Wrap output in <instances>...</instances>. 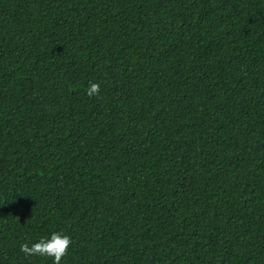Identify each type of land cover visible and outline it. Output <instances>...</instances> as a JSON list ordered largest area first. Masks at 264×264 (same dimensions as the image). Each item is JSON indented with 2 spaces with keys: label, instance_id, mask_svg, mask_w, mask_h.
<instances>
[{
  "label": "trees",
  "instance_id": "1",
  "mask_svg": "<svg viewBox=\"0 0 264 264\" xmlns=\"http://www.w3.org/2000/svg\"><path fill=\"white\" fill-rule=\"evenodd\" d=\"M53 231L61 264H264V0H0V264Z\"/></svg>",
  "mask_w": 264,
  "mask_h": 264
},
{
  "label": "clouds",
  "instance_id": "2",
  "mask_svg": "<svg viewBox=\"0 0 264 264\" xmlns=\"http://www.w3.org/2000/svg\"><path fill=\"white\" fill-rule=\"evenodd\" d=\"M100 86L96 82H89L86 89L88 97L97 96ZM72 243L70 235L53 231L49 235L41 236L36 242H25L20 245V251L26 256H40L50 258L52 264H61Z\"/></svg>",
  "mask_w": 264,
  "mask_h": 264
}]
</instances>
